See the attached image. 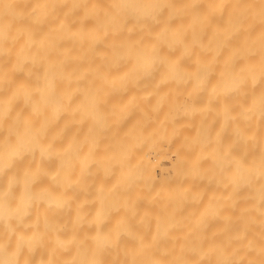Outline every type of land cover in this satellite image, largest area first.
<instances>
[{
  "label": "bare ground",
  "instance_id": "1",
  "mask_svg": "<svg viewBox=\"0 0 264 264\" xmlns=\"http://www.w3.org/2000/svg\"><path fill=\"white\" fill-rule=\"evenodd\" d=\"M261 2L0 0V246L30 242L21 264H259Z\"/></svg>",
  "mask_w": 264,
  "mask_h": 264
},
{
  "label": "clouds",
  "instance_id": "2",
  "mask_svg": "<svg viewBox=\"0 0 264 264\" xmlns=\"http://www.w3.org/2000/svg\"><path fill=\"white\" fill-rule=\"evenodd\" d=\"M121 6L128 9H135L141 13L147 10L159 11L161 8L159 0H121ZM260 7L261 14L264 15V0H262ZM22 247H27L28 251L32 250V244L27 241L18 243L14 252L10 246H0V264H21L17 256L20 254ZM261 250L264 252V243L261 245ZM24 264H27V261ZM228 264H233V262H228ZM259 264H264V259H261Z\"/></svg>",
  "mask_w": 264,
  "mask_h": 264
}]
</instances>
